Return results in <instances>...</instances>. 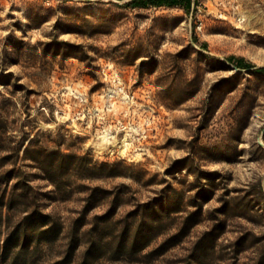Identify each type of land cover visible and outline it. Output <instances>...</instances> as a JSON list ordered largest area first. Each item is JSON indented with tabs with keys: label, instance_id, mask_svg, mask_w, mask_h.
<instances>
[{
	"label": "rangeland",
	"instance_id": "rangeland-1",
	"mask_svg": "<svg viewBox=\"0 0 264 264\" xmlns=\"http://www.w3.org/2000/svg\"><path fill=\"white\" fill-rule=\"evenodd\" d=\"M126 1L0 0V264H264V0Z\"/></svg>",
	"mask_w": 264,
	"mask_h": 264
},
{
	"label": "trees",
	"instance_id": "trees-1",
	"mask_svg": "<svg viewBox=\"0 0 264 264\" xmlns=\"http://www.w3.org/2000/svg\"><path fill=\"white\" fill-rule=\"evenodd\" d=\"M197 3V0H127L125 2V5L128 7H138V8H150V7H160V6H181L185 8L187 11L190 10L192 7L193 3ZM227 59L231 62L236 64L239 68H253L256 65L246 61L243 57H238L235 55H230L227 57ZM255 71H264V66L257 67L255 68ZM4 121L3 116L0 113V123ZM14 173V170H7V177L9 181L11 180V176ZM57 183L56 181H54ZM9 183V182H8ZM31 187L29 184L25 182V184L22 186L21 181H17L15 184L12 185V187L6 188V191L4 195H2V202L1 204L7 203L9 209H14V208H20L22 206H27V201L29 199V194L26 192L27 188ZM26 188V189H25ZM20 190L22 192H20ZM6 199L8 200L6 202ZM38 214L39 217H42V228H40V232H38V236L41 237L42 239L51 242L54 241L55 239L59 238L60 233L62 232L63 224L61 221L57 220L56 218L52 217L49 214H44V213H39L35 212ZM33 214V213H32ZM32 214H28L25 217V229L23 231V236L29 235L28 233V226L30 223L33 221H30V218L32 217ZM21 230V228L19 229ZM134 243V242H133ZM76 250V245L71 243L70 247L68 249L70 257L75 253ZM88 253V252H87ZM87 255V254H86ZM91 261L89 259V256L87 255L86 260L82 264H90Z\"/></svg>",
	"mask_w": 264,
	"mask_h": 264
},
{
	"label": "water",
	"instance_id": "water-1",
	"mask_svg": "<svg viewBox=\"0 0 264 264\" xmlns=\"http://www.w3.org/2000/svg\"><path fill=\"white\" fill-rule=\"evenodd\" d=\"M234 67H235L236 69H239V70H241V69H240L238 66H236V65H235Z\"/></svg>",
	"mask_w": 264,
	"mask_h": 264
},
{
	"label": "built area",
	"instance_id": "built-area-1",
	"mask_svg": "<svg viewBox=\"0 0 264 264\" xmlns=\"http://www.w3.org/2000/svg\"><path fill=\"white\" fill-rule=\"evenodd\" d=\"M199 1V0H198Z\"/></svg>",
	"mask_w": 264,
	"mask_h": 264
}]
</instances>
